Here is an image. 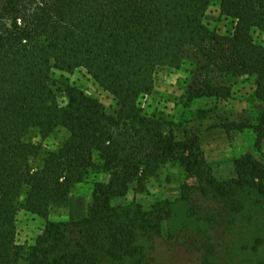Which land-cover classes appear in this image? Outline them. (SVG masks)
<instances>
[{
  "label": "trees",
  "instance_id": "obj_1",
  "mask_svg": "<svg viewBox=\"0 0 264 264\" xmlns=\"http://www.w3.org/2000/svg\"><path fill=\"white\" fill-rule=\"evenodd\" d=\"M214 2L235 23L230 35L203 22ZM254 31L264 35V0H0V264H142L141 238L161 231L172 204L146 211L134 200L115 202L145 193L169 163L200 177L204 156L197 137L176 141L140 100L158 69L179 70L191 54L203 62L192 98L228 99L210 79L223 73L254 78L253 97L264 106V46ZM76 71L113 99L115 114L67 84L59 104L53 74ZM249 128L260 150L264 109ZM58 130L66 137L55 151L31 140L34 131ZM233 165L234 189L264 194L260 161L244 154ZM82 185L91 191L87 215L49 221L52 202ZM20 210L43 223L29 245L16 240Z\"/></svg>",
  "mask_w": 264,
  "mask_h": 264
},
{
  "label": "rangeland",
  "instance_id": "obj_2",
  "mask_svg": "<svg viewBox=\"0 0 264 264\" xmlns=\"http://www.w3.org/2000/svg\"><path fill=\"white\" fill-rule=\"evenodd\" d=\"M203 22L220 35H230L235 25L220 15L218 2L210 5ZM253 38L264 46L263 34L254 31ZM202 63L190 54L179 70L158 69L152 93L139 104L144 114L164 121L176 141L199 139L204 156L200 177L188 176L178 163H169L148 182L145 193L134 196L129 192L115 205L134 200L147 211L159 201L172 204V215L163 221L161 231L141 238L142 264H264V194L231 186L235 159L250 154L264 165V142L256 150L249 128L264 106L253 97L254 78L223 73H214L210 79L213 86L229 90L228 99L192 98L200 84L198 66ZM52 82L60 105H65L62 90L67 84L96 98L107 113L117 112L113 99L84 71L54 73ZM65 137L61 130L48 137L38 131L31 134V140L45 152L57 150ZM40 161L41 156L32 166ZM90 203V188L82 185L68 198L52 202L49 221H77L87 215ZM42 226L39 219L20 210L16 216L18 244H32Z\"/></svg>",
  "mask_w": 264,
  "mask_h": 264
}]
</instances>
